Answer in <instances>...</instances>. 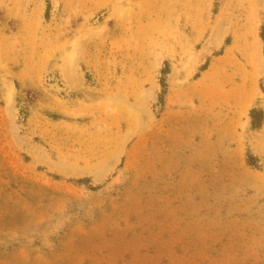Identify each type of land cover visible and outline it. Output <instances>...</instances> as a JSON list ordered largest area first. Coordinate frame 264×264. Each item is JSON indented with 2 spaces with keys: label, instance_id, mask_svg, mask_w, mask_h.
Masks as SVG:
<instances>
[{
  "label": "rangeland",
  "instance_id": "374dc122",
  "mask_svg": "<svg viewBox=\"0 0 264 264\" xmlns=\"http://www.w3.org/2000/svg\"><path fill=\"white\" fill-rule=\"evenodd\" d=\"M254 108L264 0H0V264H264Z\"/></svg>",
  "mask_w": 264,
  "mask_h": 264
},
{
  "label": "trees",
  "instance_id": "16d2710c",
  "mask_svg": "<svg viewBox=\"0 0 264 264\" xmlns=\"http://www.w3.org/2000/svg\"><path fill=\"white\" fill-rule=\"evenodd\" d=\"M165 87V84H163ZM251 118H252V125L256 129H260L264 125V110L263 109H257L254 108L251 111ZM80 182L83 181V179L79 180Z\"/></svg>",
  "mask_w": 264,
  "mask_h": 264
},
{
  "label": "bare ground",
  "instance_id": "6f19581e",
  "mask_svg": "<svg viewBox=\"0 0 264 264\" xmlns=\"http://www.w3.org/2000/svg\"><path fill=\"white\" fill-rule=\"evenodd\" d=\"M67 64V63H66ZM76 65V59L74 60H71L70 61V67H75ZM68 68V69H69ZM71 69V68H70ZM72 71V70H71ZM68 72V71H67ZM74 72V71H73ZM70 75V74H69ZM72 75V74H71ZM75 76V75H74ZM73 77V76H72ZM74 78V77H73ZM260 93V91H259ZM129 132V131H128ZM133 133V131H130L128 134H126V137L129 138L131 136V134ZM63 172L65 173H71V174H74V173H79V174H83V173H86L88 170L86 169H81V168H71V167H68L66 165H61L59 167ZM93 171V170H90V172ZM97 174H99V172H96Z\"/></svg>",
  "mask_w": 264,
  "mask_h": 264
}]
</instances>
